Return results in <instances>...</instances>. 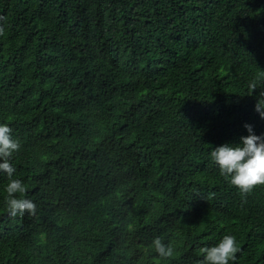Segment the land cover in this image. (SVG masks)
Listing matches in <instances>:
<instances>
[{"label":"trees","instance_id":"obj_1","mask_svg":"<svg viewBox=\"0 0 264 264\" xmlns=\"http://www.w3.org/2000/svg\"><path fill=\"white\" fill-rule=\"evenodd\" d=\"M0 27V123L37 206L11 216L0 171V264H199L226 234L229 264H264V185L210 156L264 135V0H0Z\"/></svg>","mask_w":264,"mask_h":264},{"label":"clouds","instance_id":"obj_2","mask_svg":"<svg viewBox=\"0 0 264 264\" xmlns=\"http://www.w3.org/2000/svg\"><path fill=\"white\" fill-rule=\"evenodd\" d=\"M3 34L4 29L0 27V35ZM249 87L253 92L257 85L252 82ZM260 95L264 97V93ZM255 110L261 119H264V98L257 100ZM245 128L248 135L240 137L238 144H224L215 147L210 153L220 174L242 195H247L254 188L264 185V135L254 134L251 125L246 124ZM11 133L12 129L7 124L0 123V171L8 177L5 205L11 216H23L25 213L34 216L37 206L32 200L23 198L27 191L24 182L13 178L16 169L11 163V158L19 151L21 145L18 140L12 138ZM152 243L159 257L166 259L174 255L172 245L165 244L160 237L154 238ZM238 251L236 237L226 234L215 246L200 249L203 260L199 264H229L235 260Z\"/></svg>","mask_w":264,"mask_h":264}]
</instances>
